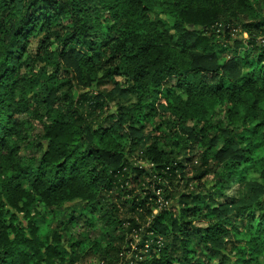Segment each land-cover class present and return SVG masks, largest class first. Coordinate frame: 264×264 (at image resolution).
<instances>
[{
	"label": "trees",
	"instance_id": "obj_1",
	"mask_svg": "<svg viewBox=\"0 0 264 264\" xmlns=\"http://www.w3.org/2000/svg\"><path fill=\"white\" fill-rule=\"evenodd\" d=\"M67 205L95 264H264L256 0H0V264H52Z\"/></svg>",
	"mask_w": 264,
	"mask_h": 264
},
{
	"label": "rangeland",
	"instance_id": "obj_2",
	"mask_svg": "<svg viewBox=\"0 0 264 264\" xmlns=\"http://www.w3.org/2000/svg\"><path fill=\"white\" fill-rule=\"evenodd\" d=\"M259 3L260 8H264V0H256ZM164 18V17H163ZM218 34V33H217ZM237 33L231 35V40L233 41L236 38ZM217 37V35H216ZM217 39V38H216ZM240 39L243 40V44L239 49V53L236 56L239 64L242 66L245 64L244 61L240 60L243 58V53L246 50L245 42L247 40V36L244 35ZM229 41V42H230ZM32 46V43L29 44ZM229 56H226L227 60ZM253 57L250 55L248 60H252ZM254 72L253 68H245V72ZM106 116L102 113V116L99 118H103ZM220 116L217 114V117ZM217 117H213L207 126L209 129L214 126V123L217 121ZM22 121L26 123V137L28 140L23 145L22 153L26 152L27 144L31 142L34 143L36 137L40 134V128L35 125L34 120H32L31 115H23L20 117ZM25 154V153H24ZM249 180L255 178L253 173H249L248 175ZM79 206L76 205V208ZM74 209V205H67L65 209H56V210H46L42 207H37L38 216L34 220V224L37 226L38 236L41 237V240H46L49 245L52 247H57L58 253L52 257V264H95L96 260L93 258L91 254L86 253L87 244L96 237V233L91 231L90 234V227L85 225L82 222L77 221H70L69 219L72 216H79L84 211H76L72 212ZM90 214H87V217H90ZM97 224V222H96ZM98 228V226H97ZM96 228V229H97ZM92 235V237H90ZM83 236H87L89 240L85 241V243L76 248H71V245L76 244ZM72 253V254H70ZM70 255V256H69ZM70 261V262H69Z\"/></svg>",
	"mask_w": 264,
	"mask_h": 264
}]
</instances>
